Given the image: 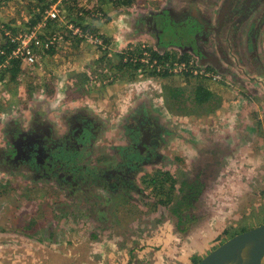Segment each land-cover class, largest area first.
<instances>
[{
	"label": "rangeland",
	"instance_id": "obj_1",
	"mask_svg": "<svg viewBox=\"0 0 264 264\" xmlns=\"http://www.w3.org/2000/svg\"><path fill=\"white\" fill-rule=\"evenodd\" d=\"M46 1L0 0V51L5 54L0 70L16 50L6 29L22 34L39 24L51 7L58 11L56 21L39 32L43 41L57 34L55 44L35 49V66L15 58L21 71L16 82H8L9 76L0 81V150L6 123L12 118L28 123L43 107L57 113L67 107L85 109L105 123L103 137L111 132L112 138L128 111L144 107L157 113L172 133L157 171L196 179L199 192L179 230L169 213L172 204H159L153 185L138 183L125 200L101 191L95 193L108 197L107 202L85 196L75 200L54 183L0 169V264H193L228 235L264 224V70L250 71L248 59L244 63L232 56L220 72L193 53H181L180 43H193L192 31L198 27L194 20L171 25L162 18L153 27V21L144 23L176 0H133L130 6L115 0H56L48 7ZM102 4L111 10L102 12ZM95 19L94 25L88 24ZM163 24L167 29L156 43L149 29ZM69 25L101 43L78 38ZM145 44L173 58L193 56L219 78L153 74L139 79L136 67L123 64L122 57L138 53ZM197 86L212 94L209 102H193ZM102 141L106 152L119 140Z\"/></svg>",
	"mask_w": 264,
	"mask_h": 264
},
{
	"label": "flooded vegetation",
	"instance_id": "obj_2",
	"mask_svg": "<svg viewBox=\"0 0 264 264\" xmlns=\"http://www.w3.org/2000/svg\"><path fill=\"white\" fill-rule=\"evenodd\" d=\"M164 10L157 17H146L144 23L151 25L153 21V27L163 18L171 25L194 20L198 26L192 31V45L180 43V52L193 53L220 72L225 63H232V56L244 63L248 59L250 71L255 67L264 70V0H176ZM151 27L157 43L167 27ZM104 124L76 107L60 113L43 107L30 115L28 123L12 118L3 128L5 147L0 150V169L31 176V181L54 183L75 200L81 196L109 200L98 198L97 191L125 200L138 183L148 186L168 179L161 176L163 173H168L177 186L186 181L176 177V171H157L172 137L157 113L144 107L131 109L113 138L111 132L103 137ZM103 138L119 141L104 152ZM175 220L173 227L183 229Z\"/></svg>",
	"mask_w": 264,
	"mask_h": 264
},
{
	"label": "built area",
	"instance_id": "obj_3",
	"mask_svg": "<svg viewBox=\"0 0 264 264\" xmlns=\"http://www.w3.org/2000/svg\"><path fill=\"white\" fill-rule=\"evenodd\" d=\"M57 18V9L51 7L48 11L44 12L39 24L22 34L13 35L10 30L6 29L7 38L12 41L16 47V50L13 52L14 56H11V58H19L20 60L22 58L24 63L29 66L37 65L38 58L35 49H48L53 46L57 40V34L47 36L44 41L39 40V32L45 28L47 23L56 21ZM68 28L72 31V34L76 35L78 38H82L92 44L101 43L95 39L93 35L84 33L80 27L78 28L69 25ZM140 47L141 49H139L138 53H125L122 57L123 64H131L136 67L134 69L136 75L139 72V79L150 78L149 76L153 74H168L169 76L184 74L189 75L191 78H206L215 81L219 78L214 74L215 71H210L206 67L199 65L198 59L193 56H189L183 60L176 57L173 58L171 55L167 56L163 51H159L156 48L151 49L150 46L146 44ZM0 54L3 56L5 55L2 50L0 51ZM17 54H20V57H16ZM142 70L144 73H142ZM109 81L110 80L103 83L107 84Z\"/></svg>",
	"mask_w": 264,
	"mask_h": 264
},
{
	"label": "trees",
	"instance_id": "obj_4",
	"mask_svg": "<svg viewBox=\"0 0 264 264\" xmlns=\"http://www.w3.org/2000/svg\"><path fill=\"white\" fill-rule=\"evenodd\" d=\"M54 2H56V0H48V2L46 1V7L53 4ZM115 2L119 4V6H130L133 3V0H115ZM159 38L161 39V37ZM170 44L172 43L170 42ZM181 57L182 59L186 58V56L184 55ZM4 61H5V56L0 54V65L3 64ZM20 72H21L20 61L18 59H12L10 61V64L6 65L3 70H0V81L3 80L6 76H9L8 82L15 83L18 74ZM175 94L178 96L179 95L178 91H176ZM177 96H173L172 99L173 100L176 99ZM211 96L212 94L209 93L207 90L203 89L201 86H197L193 92L192 99L194 100L193 102L196 105H203L206 102H209L206 100H208ZM161 176L168 177V179L162 180L157 184L155 183L151 184V186L153 185L151 192L155 196L157 194L159 195L160 197V199L158 200L159 204L161 205L172 204L171 207L169 208V213L171 214L174 220L177 219V223H176L177 225H184L185 221L183 220L185 216H187L186 210L189 209V207L192 205L191 200L194 198V196L198 195L200 184L198 183V180L188 177L186 181H183V183L177 186V182L172 177H170L168 173H163L161 174ZM174 193H178V196H176L175 198L173 197ZM228 233H229L228 231H224V234L228 235ZM235 235L236 234L228 235V239L234 237ZM199 261L200 259L194 258L193 264H197Z\"/></svg>",
	"mask_w": 264,
	"mask_h": 264
},
{
	"label": "water",
	"instance_id": "obj_5",
	"mask_svg": "<svg viewBox=\"0 0 264 264\" xmlns=\"http://www.w3.org/2000/svg\"><path fill=\"white\" fill-rule=\"evenodd\" d=\"M237 254V264H264V224L228 239L197 264H224L228 258Z\"/></svg>",
	"mask_w": 264,
	"mask_h": 264
},
{
	"label": "crops",
	"instance_id": "obj_6",
	"mask_svg": "<svg viewBox=\"0 0 264 264\" xmlns=\"http://www.w3.org/2000/svg\"><path fill=\"white\" fill-rule=\"evenodd\" d=\"M103 4H106V3H103ZM101 5L100 7L103 9V11L102 12H107V10H109L110 8H106L107 6L106 5ZM100 7H98V8H100ZM111 10V9H110ZM116 19H121V18H118V17H114V21L116 20ZM90 22L88 23V24H90L91 26L92 25H94V23H96V19L95 20H89ZM113 20H112V22H114ZM119 32H121V30H119ZM187 262V260H183V264L184 263H186Z\"/></svg>",
	"mask_w": 264,
	"mask_h": 264
},
{
	"label": "bare ground",
	"instance_id": "obj_7",
	"mask_svg": "<svg viewBox=\"0 0 264 264\" xmlns=\"http://www.w3.org/2000/svg\"><path fill=\"white\" fill-rule=\"evenodd\" d=\"M239 256V254L237 255H232L230 258H228L224 264H237V257Z\"/></svg>",
	"mask_w": 264,
	"mask_h": 264
}]
</instances>
